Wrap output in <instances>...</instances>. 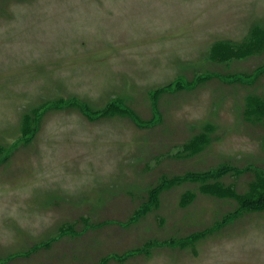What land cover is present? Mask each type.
<instances>
[{
	"label": "rangeland",
	"instance_id": "374dc122",
	"mask_svg": "<svg viewBox=\"0 0 264 264\" xmlns=\"http://www.w3.org/2000/svg\"><path fill=\"white\" fill-rule=\"evenodd\" d=\"M254 94L264 0H0V264H264Z\"/></svg>",
	"mask_w": 264,
	"mask_h": 264
},
{
	"label": "trees",
	"instance_id": "16d2710c",
	"mask_svg": "<svg viewBox=\"0 0 264 264\" xmlns=\"http://www.w3.org/2000/svg\"><path fill=\"white\" fill-rule=\"evenodd\" d=\"M263 101L264 100L257 101V96L255 94L249 95L247 97V103L250 102L252 107H250V108L246 107L245 108L246 117L250 118L252 115H255L258 112L259 120H264V104H263ZM255 104H256V106H255ZM208 141H209V137L206 134H200L194 140L189 141L188 144L185 143L184 146H187V148H190V152L194 151V149L191 151L192 147L198 148V153H200L203 151L202 148L204 149V146ZM233 167H235V166H233ZM231 169H232V167H231ZM234 169H237V168H233V170ZM259 169L260 168L256 169V171H258V172L254 175V178L257 176V178H256L257 181L255 182L254 186H256L261 181V179L264 181V175L262 176V172ZM227 170H229V168H221L220 167L219 169L215 168V169L204 170L201 172H193V173L187 174L186 176L178 177V181H176V182H169V179H166V180H164V182H161L160 187H158L154 191L152 190L153 193H152V199L151 200H152V202L158 201V193H159V191H161V192L163 191L165 183H167V185L172 186L175 183H179L181 180L199 182L201 191H202V189L204 190V189H207L210 187L212 189V187H213V189H215L214 191L216 192L213 194H217V195L219 194V196L220 195H225L226 197L227 196L228 197L240 196L237 194L238 192L236 189L235 190L237 193L235 192L234 187L231 185V183L226 184L225 182H223V180L222 181L220 180V179H224L223 176L225 177V175L227 173H229ZM240 174H241V172H240ZM240 174H239V176H240ZM212 180H214V181H212ZM254 181L253 182L251 181L250 184L252 185L254 183ZM207 183H208L209 187H205V186H208V185H206ZM254 186H252V187H254ZM258 189H260V191H261V188H258ZM191 192L192 191H186L183 194L184 197H182V198L186 199L187 197H191V196L193 197V192L192 193ZM261 193L258 195V197L255 200L257 201V203L263 204L264 203V193H262V194ZM246 194H248V193H246ZM244 197H246L247 199L244 200L243 202H241V204H240L241 208H239V209H244V208L247 209L249 207L254 206L255 200H253L252 198L249 199L247 196H244ZM239 201H240V199H239Z\"/></svg>",
	"mask_w": 264,
	"mask_h": 264
}]
</instances>
